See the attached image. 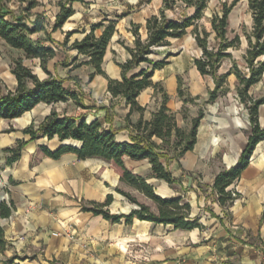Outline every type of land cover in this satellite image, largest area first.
Segmentation results:
<instances>
[{
    "label": "crops",
    "instance_id": "crops-1",
    "mask_svg": "<svg viewBox=\"0 0 264 264\" xmlns=\"http://www.w3.org/2000/svg\"><path fill=\"white\" fill-rule=\"evenodd\" d=\"M60 1L66 0H37L24 14L25 2L1 0L2 10L24 15L30 25L37 14L45 17L46 30L36 31L31 37L53 47L55 53L48 59L46 68L53 76L63 79L64 87L75 91L81 103L72 98L54 103L40 101L18 117H0V201L12 204L9 216L1 219L6 238L1 253L7 257L19 255L12 264H53V259L61 264H264V138L256 143L248 164L231 184L238 196L228 207L223 206L213 186L214 177L238 161L248 140L249 113L242 107L236 88L234 92L219 91L214 100H208L215 82L211 75L201 74L194 63V58L201 55V48L191 27L183 36L170 38L168 45L152 47L148 56L167 61L154 70L152 81L164 85L168 94L166 105L178 126L184 123L180 109L185 104L178 95V78L192 97L198 95L196 101H206L194 145L182 153L165 148L167 154L162 160L172 173L171 183L153 175L147 158L125 157V163L135 173L145 176L159 195L182 196L190 203V215L199 217L203 227L183 229L171 223L138 218L129 223L123 218L111 221L81 209L82 202L103 201L112 193L110 211L128 213L136 205L116 191V186L135 192L138 200L153 210L156 204L138 189L120 181L117 168L101 157L78 158L75 153L66 152L52 158L40 149L41 146L55 149L62 143L79 145L78 142L60 140L57 136L30 139L21 129L32 121L39 123L55 108L60 115L84 117L88 122L97 119L104 128L116 131L118 141H130L136 132V122L151 119L162 98L153 86H147L137 96L144 109L128 114L125 97L109 94L105 75L95 73L90 79L89 74L94 71L91 64L74 66L89 56L78 52L73 42L81 40L92 28L95 36H100L112 21L115 29L101 66L109 77L121 79L120 63L131 57L126 46H134L132 24L139 25L144 40L146 18L158 13L162 0L69 1L72 14L62 26L52 30ZM184 11L191 13L193 7L184 9L178 5L167 10V15L178 18ZM46 33H50L51 39ZM2 42L21 56L39 78L48 76L38 57H25L22 49L8 45L0 37ZM11 65L12 59L0 56V92L16 88ZM147 66L150 64L141 62L128 74ZM259 82L264 84V72L249 93ZM258 121L264 127V102L258 107ZM11 127L13 130L7 131ZM19 138L27 142L20 157L7 164L3 148L12 146ZM152 138L161 143V138Z\"/></svg>",
    "mask_w": 264,
    "mask_h": 264
},
{
    "label": "trees",
    "instance_id": "trees-1",
    "mask_svg": "<svg viewBox=\"0 0 264 264\" xmlns=\"http://www.w3.org/2000/svg\"><path fill=\"white\" fill-rule=\"evenodd\" d=\"M20 1L25 2L24 14H27L37 3V0ZM69 1L73 0L60 1V9L51 26L52 30L62 26L68 16L72 14L73 8L68 4ZM237 1L239 0H232L230 3L223 1L218 10L212 12L209 17L211 26V31H209L205 26L199 24V21L205 17L210 0H162L158 13L151 14L146 18L147 37L144 40L140 37L139 25L132 24L131 30L135 36L134 46H126L131 57L120 63L121 79L109 77L101 66L106 45L115 29L112 21L108 22L100 36H95L92 28L81 40L73 42V46L77 48L78 52L89 56L87 60L75 63L74 66L81 63L91 64L94 71L90 72V79L95 73L105 75L108 79V91L112 96L122 95L125 97L129 104V114L133 110L142 111L144 109L138 103L137 96L147 86L157 88V83L152 81L153 72L167 62L165 59L152 60L148 56L152 47L168 45L170 38L183 36L188 27H191L190 31L197 45L201 48V55L194 58V63L201 74L211 75L215 82L214 88L209 91L208 100H214L219 91L227 90V87L224 86L225 79L233 73L238 80L236 91L249 113L248 140L238 161L234 165L220 170L213 181L218 201L226 207L232 204L238 196L237 191L235 194L232 193L231 184L240 176L241 171L248 164L256 143L264 138V127H261L258 121V107L264 102V96L254 98L249 93L250 87L261 79L264 72V0H247L252 17L251 30L243 32L247 42L244 54L247 70H242L237 61L233 59L231 67L226 72H218L222 60L225 57L232 58L229 49L237 48L241 43L240 34L237 33L232 38L227 36L228 16ZM178 5L184 9L193 7V11L191 13L184 11L178 18L168 16L167 10H174ZM31 22L32 25L27 23L24 15L15 14L11 10H2L0 0V37L8 45L22 49L25 57H38L42 69L48 74L45 78H39L32 68L23 62L21 56L14 57L11 72L16 77L17 85L14 90L7 89L5 92H0L1 118L18 117L40 101L54 103L72 98L81 104L77 93L64 87L63 79L53 76L46 68L48 59L55 53L53 47L31 37V34L36 31L46 30L45 17L42 14H37ZM99 25L101 23H98ZM212 33L218 40L216 44H211L209 41ZM46 37L51 39L50 33H46ZM141 62L149 63L150 67H141L136 72L128 74L129 70L140 65ZM74 78L77 79V77ZM1 85L2 80L0 79V87ZM177 91L184 102L189 100L184 96L180 78H178ZM161 95V104L153 112L151 119H140L136 122V132L131 136L130 141H118L115 137L116 131L112 128H104L97 119L88 122L84 117L60 115L55 108H52L39 123L36 124L32 121L21 130L28 134L30 139L57 136L60 140L70 139L78 142L79 145L62 143L55 149H49L46 146H41L40 149L52 158H58L66 152H73L78 158L101 157L117 168L120 173V181L138 189L156 204V210H153L150 205L138 200L130 191L116 186V191L136 205L128 213L110 211L108 205L113 200L112 193H108L103 201L82 202L81 209L89 210L94 214H101L111 221H120L123 218L126 223H129L132 222L133 218H138L156 223H171L174 227L183 229L194 227L201 229L203 224L199 217L190 215V203L188 201L180 195L171 197L159 195L153 184L148 182L145 176L135 173L125 163V157L136 160L147 158L151 164L153 175L171 183L173 181L172 173L166 168L162 160L167 154L164 145L168 142V138L175 135V143L181 145L179 153L193 147L203 110L201 108L198 110L191 119L190 128L185 131L178 126L173 112L166 105L168 100L166 91L162 89ZM196 97L198 95L192 98ZM9 130H13V128L11 127L7 131ZM153 136L161 138L162 143H157L152 138ZM26 142L27 140L24 138H19L12 146L3 148L7 154V164L20 157ZM11 210L12 204L5 200L0 201V251L5 249L6 244L1 219L8 217ZM18 256L17 254L10 255L2 264H12Z\"/></svg>",
    "mask_w": 264,
    "mask_h": 264
},
{
    "label": "rangeland",
    "instance_id": "rangeland-1",
    "mask_svg": "<svg viewBox=\"0 0 264 264\" xmlns=\"http://www.w3.org/2000/svg\"><path fill=\"white\" fill-rule=\"evenodd\" d=\"M223 1L230 3L232 0H210L209 6L205 12V17L199 21V24L205 26L207 30L211 31L209 17L212 15L213 11L218 10V8L220 7V4ZM228 22L229 23H228L227 36L229 38H232L235 34L238 33L241 35V43L237 48L235 47V48L229 49V51L232 53V58L225 57L222 60L218 68L219 73H223L225 70L230 68L232 65L233 59L237 61L238 66L242 70H247L246 62L244 59L247 42L243 35V32L244 31L249 32L252 26V17H251V12L248 7L247 0L237 1V3L233 6V8L231 9L229 13ZM209 41L211 44H216L218 40L214 37V34L212 33V35L209 38ZM0 56H2L4 59H7V58L13 59L14 57H18L17 53L11 50V48H9L4 42L0 43ZM181 83H182V89H183L184 96L187 97V99H189L187 102H185V104H183V106L180 109V114L182 115L184 119V123L181 124V128L187 131L191 126V119H192L191 117H193L191 113L193 112L197 114L200 108L203 110L205 108L204 104L206 101H203L202 99H200L199 101H196L195 98H192V96L190 95V92L188 91V87L183 85V82ZM237 83H238V80L236 76L232 75L229 80L225 79L224 86L227 87L228 90H231L232 92H234L237 86ZM162 89L165 90L164 85L161 82H157V88H155V92L158 93L160 98H162V95H161ZM250 94L254 98L264 96V84H262V82L255 84L251 88ZM241 103H242V107L246 108L245 104L243 102ZM167 141L168 142L164 145V147L167 148L168 150L169 149L179 150V148H181V145H177L175 143L176 141L175 135H172L171 137H169ZM131 193L133 195L136 194L135 192H131ZM1 252L2 251H0V264H2V262L7 258V256L2 254ZM52 263L61 264L59 261L55 259L52 260Z\"/></svg>",
    "mask_w": 264,
    "mask_h": 264
},
{
    "label": "built area",
    "instance_id": "built-area-1",
    "mask_svg": "<svg viewBox=\"0 0 264 264\" xmlns=\"http://www.w3.org/2000/svg\"><path fill=\"white\" fill-rule=\"evenodd\" d=\"M108 92H109V91H108ZM109 94L111 95L110 92H109ZM235 192H236V189L233 187V189H232V193L235 194Z\"/></svg>",
    "mask_w": 264,
    "mask_h": 264
}]
</instances>
